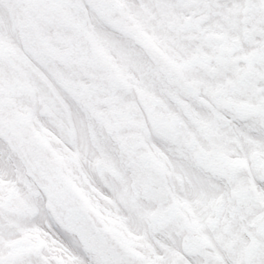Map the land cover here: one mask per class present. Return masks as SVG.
Masks as SVG:
<instances>
[{"label":"snow or ice","instance_id":"6c2138e0","mask_svg":"<svg viewBox=\"0 0 264 264\" xmlns=\"http://www.w3.org/2000/svg\"><path fill=\"white\" fill-rule=\"evenodd\" d=\"M0 264H264V0H0Z\"/></svg>","mask_w":264,"mask_h":264}]
</instances>
